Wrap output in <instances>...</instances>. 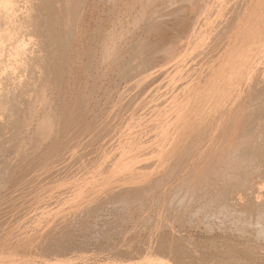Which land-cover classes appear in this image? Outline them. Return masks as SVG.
Segmentation results:
<instances>
[{"label": "bare ground", "instance_id": "6f19581e", "mask_svg": "<svg viewBox=\"0 0 264 264\" xmlns=\"http://www.w3.org/2000/svg\"><path fill=\"white\" fill-rule=\"evenodd\" d=\"M253 1L0 0V187H8L10 190L14 188L21 190L19 186L22 183L29 185L32 182H41L44 179H49V177L53 179L58 173L66 172L64 170L69 169L70 162H72L71 159L77 152L84 150V148L88 149V146L94 147V144L91 145L93 136L89 131L93 130L92 132H96L100 127L95 128L97 124L92 120L94 116H91L92 108L91 104L88 103L90 94L93 97V89H90L87 84L90 78L106 79L113 73L123 81H131L130 83L136 84L142 80H148L152 75L158 76L159 73H166L169 69L174 70L175 74L181 72L184 68L187 69L186 72L193 70V72L189 73L190 80L188 79L189 81L187 85L185 84L186 87L183 91V94H187L185 102L180 104L183 98L181 100L178 98L180 100L178 105L177 102L171 101L174 107L178 106V109L166 124L165 131L171 125H176L177 122L182 120L184 113L191 104L193 95L197 92L198 85L207 78L208 80L210 79L211 89H209L213 96L215 95L216 87H219L222 88L221 92H218L222 99L226 98V94L230 91L227 105L234 102L229 108L225 105L226 108L222 112L225 116L222 117L223 114H221V120L215 119L217 121L216 127L214 126L215 122H213L212 127L216 128V132L212 131L215 128L209 130L207 125L208 128H198L190 135L189 140L185 142L181 150H168L169 145L165 150H161L159 147L157 150L155 149L157 159L139 167L142 170L151 169L148 173V180L145 183L141 182L135 186H128L125 189L121 188V190L114 192L109 191L106 197H101L94 201L91 196L97 188L99 190L100 186L104 184V181H102L100 184L95 185L96 187H91L87 190L89 194L84 201H79L75 204L71 203L72 206L69 205V208L72 209L81 207L74 210L75 213L74 215L72 214L73 217L71 219H69V216L72 212H69L70 215L68 216H56L57 218L55 217L56 219L52 220L47 217L44 220L45 224L41 225L42 222L41 224L39 222L38 228L32 226L35 230L27 231L28 233L24 237L18 236L20 237L19 242H21L20 244L18 243L21 246V248L19 247L20 250L35 246L40 251L57 252L56 254L58 255L60 252L66 253L65 251L69 252V250H74L76 247L86 246L90 242L99 244L102 240L99 236L100 233H96L97 235L94 236L95 233L91 231L92 224H96L97 222L95 223V221L100 220L99 217H95V211L100 213L101 209L107 206H109L107 209L111 207L115 211L119 210L118 208L116 209L117 206L115 207L116 201L119 200L118 202H122V204L131 208L130 213L132 215L137 213L141 220L143 211L146 210L144 208L153 211L154 208L150 206L147 200L150 201L151 199L149 198L155 197L157 198L156 201L159 202V208L156 206L159 210L155 209L156 212L152 213L153 216L155 214L154 217L156 219L152 218V215L147 216L148 221L149 217L155 221L151 220L150 235H146L148 238L146 237L147 240L145 238V243L142 242L144 243L142 249L144 248L146 258L137 261L122 259L124 261L120 260L122 261L121 264L255 263L254 261L251 262V259H246L247 262H244L245 259L244 261L241 258V260L237 259L236 254L238 253L234 251L236 249H233L232 245L230 247V244H227L228 248L225 249L223 245L222 247L219 246L223 242L220 244L216 242H213L214 244L210 243V246L216 247L214 253L215 256H218L216 259H201L197 253V255L194 254L192 250L190 252L188 250L190 248L184 247L186 244L189 245L191 240L186 239L187 242L189 241L187 243L183 239V234H181L183 232L180 230L181 227H185V221L181 222V220H184L183 216L186 217L185 214L192 216V213H195V217L193 216L195 222L193 221L194 223L192 222V224L195 225V228L202 227L201 229L199 228L201 231L203 228L204 232L210 233H214L217 230L224 234H232L242 240L255 236V238H259L264 243V39L256 44L255 49L259 50V52L251 65V69H255L262 63L263 69H260L262 73L259 77H253L252 79L250 74L254 71L243 73L240 67L235 68L236 62L239 61V66L245 62L246 58L243 60L241 57L246 52H243L242 55L238 53L236 58H234L242 43V41H238L239 35L250 18L248 10ZM130 36L133 38L132 42H130ZM95 37H97V46L95 50H92L90 44H93L91 42ZM90 66H95V72H89L88 68L90 69ZM166 67L168 70L164 71ZM226 67H229V72L224 73ZM162 77L166 78V76ZM175 78H169V81H174ZM151 82H146L145 85L151 84ZM121 83L123 82L120 81L119 85ZM102 84L104 85V83ZM174 84L172 83V85ZM127 85L129 86V84ZM142 85L144 86V84ZM132 86H126L127 88L122 90L130 92L129 88L131 90ZM226 86L227 91H224ZM146 90L145 88L144 91ZM131 93L129 94L131 95ZM138 93L136 91V94ZM122 94L124 95V93ZM123 95L116 90H112L109 95L107 94L106 105L101 106L105 107L107 104H113V102L115 104L116 101H119V97ZM199 95L197 94V97L201 98ZM121 99L123 100L124 98L121 97ZM131 102L133 100L131 101L130 99L129 105H131ZM99 103L101 104V102ZM161 103L159 104L161 105ZM131 107H134V105ZM151 107L153 108V106ZM148 109L150 110V108ZM156 109L154 108L152 111L155 112ZM120 110L117 111L118 116ZM104 111L106 112V110ZM150 111L149 113H152ZM108 112L110 113V111ZM112 114L114 116V113ZM117 114L115 111V117ZM120 117H122L121 114ZM99 118L96 121H99ZM104 118H102L103 121ZM123 118H121V121ZM99 122L103 123L102 121ZM185 123L186 120L184 119L182 126ZM105 129L108 128L106 127ZM129 129L127 130L129 131ZM124 130H119V136L126 131ZM163 131L162 133H164ZM113 134L116 135V133ZM113 134L111 136L114 137L115 135ZM147 135L149 136V134ZM157 136L156 138H158ZM113 137H110V139ZM97 138L95 137L94 139ZM103 139L96 140V151L102 150V147L106 146L105 141H102ZM133 139L135 140V138ZM121 143L119 137L118 145L120 146ZM143 144L145 143L143 142ZM129 146L127 142L121 146L122 149L119 154L117 152L118 159H122L132 153L134 149H128ZM135 148V151L139 149ZM96 151L94 154L97 153ZM83 154L85 155V151ZM78 155L77 158H83L80 153ZM161 161H163L162 168L156 170L157 163ZM74 162L76 161L74 160L72 163L74 164ZM126 166H128L127 163L123 161L120 169ZM102 171L105 172L106 170L104 171L103 169ZM51 176L54 177L51 178ZM130 178L132 179L133 177ZM56 179L58 178L56 177ZM35 185L40 186L36 183ZM6 190L9 194L10 191ZM2 191L4 192L5 190L3 189ZM21 193L23 194L24 191ZM145 193L149 194L147 195L148 197ZM2 194L1 192L0 195L3 196ZM22 194L16 196L19 197ZM6 196L8 197V195ZM158 199L161 200L162 205ZM15 203L14 205H17ZM121 208L123 209V207ZM147 212L146 210V215L149 214ZM46 213L48 212L46 211ZM99 213H97L98 216ZM144 216L145 214H143V219ZM164 217L165 219H163ZM1 222L3 224V221ZM174 222L183 223V226L178 224L180 229L176 228ZM26 223H22V226ZM104 223L108 222L105 221ZM144 224L146 225L147 223L144 222ZM48 225H51L50 229L40 239L41 228ZM163 227L168 228V231L161 230ZM139 228L141 229V226ZM199 229L197 230L199 231ZM77 230L82 233L76 235ZM101 232L103 231L101 230ZM213 238H217V236ZM220 239H216V241ZM38 241L39 243L37 244ZM253 241L256 240L253 239ZM181 242L185 243V245L183 243L181 245ZM245 242L248 241L246 240ZM13 243L15 242L13 241ZM254 243L257 246L258 242ZM0 244H2V239H0ZM262 246L264 247V244ZM211 248L209 247L208 250ZM248 248V250L245 248L242 254L247 255L248 258L254 255L264 259V248L257 251H254L256 247L253 250L250 247ZM155 250L157 252L161 251V254L162 252L171 253L172 259H161V257L159 259H151L154 255L151 257L148 255L152 251L155 253ZM63 253L61 255H65ZM232 254L236 255L235 259L231 256ZM197 256L200 259H197ZM60 261L59 264H61ZM63 261L69 262L68 260ZM0 264H14V262L5 263L0 260Z\"/></svg>", "mask_w": 264, "mask_h": 264}, {"label": "rangeland", "instance_id": "374dc122", "mask_svg": "<svg viewBox=\"0 0 264 264\" xmlns=\"http://www.w3.org/2000/svg\"><path fill=\"white\" fill-rule=\"evenodd\" d=\"M248 13L250 14L249 15L250 18L247 21V23L245 24V27L242 30V33L239 35L238 41H242V43H241V45H240L237 53H235V57L234 58H236V56H237L238 53L242 55L243 52H246L241 57V58H243V60L246 58L245 62L243 64H241L240 66H239V61L236 62V67L235 68L240 67V69L243 70L242 71L243 73L250 72L251 70L254 71L253 72L254 74L252 72L250 74L251 77H252V79H253V77L254 78L259 77L261 75V73H262L261 70L263 69L262 68V65H261L262 63H260V65L257 68H255V69L254 68L251 69L252 68L251 65L253 63V60L256 58V56H258V52H259V50H256L255 49V46H256V44L258 42H260V41H262L264 39V0H254L253 3L251 4V6L249 7ZM96 38L97 37L93 38V40L91 42L93 44H90V48L92 50H95L96 49V46H97ZM129 39H130V42H132V39L133 38L131 36L129 37ZM189 63H188V65L190 66ZM94 67L95 66H90V69L88 68V70H90L89 71L90 73L95 72ZM184 69L181 70V72L175 74V71L174 70H170L169 69L170 70L169 71L167 69V67H166V69L164 71L168 70V72H166V73L164 72L163 74H160L159 73L158 76L157 75H152V76H150L148 78V80H142L140 83H136V84L130 83L131 81L130 82L129 81H123L122 79H120L117 76H115V74H113V73L111 75H109L106 79L105 78H94V79L90 78L89 79L90 82L88 81L87 84H88V86H89L90 89H93L92 90L93 97H91V94H90L89 102L88 103L91 104V108H92V110H91L92 111V115L91 116H94V117H92L93 119L92 118H90V119H92L94 121V123L97 124V126L95 125V128L96 129L100 127L101 129H104V130H101L100 128L97 129L96 132L95 131L92 132L93 130L92 131L90 130L89 132L93 136V138H92L93 139V141H92L93 143L91 145L94 144V147L93 146H88V149H85L84 148V150L77 152L76 155L73 156V158L71 159L72 162L74 160L76 162H74V164L72 162H70V166L68 167L69 169L64 170L66 172H61L62 174L61 173H58V175H56V176L54 175L55 178H53L54 176L53 177L51 176V178H53L54 180L53 179H50V177H49L50 180L49 179H44L41 182L40 181L32 182L33 183V186H32V183H30L31 186H30V184L27 185L26 183H22L24 185H22V184H20V186L18 185L19 188H21L22 191L21 190H18V188H14V189L10 190L8 187L7 188H4V186L3 187H0V189L2 188L0 190V193L2 192L3 193L2 195L5 196V197H3V196L0 195L1 197H3L2 199L0 197V201L2 200L0 202V205H2V206H0V211H1L0 212L1 213L0 214V218L2 217V219H0V239H2V244H0V260L1 261L5 262V263H7V262L8 263L14 262V264H17V263L18 264L19 263L20 264H50V262H51V264H52V262H53V264H56V263L59 264V261L62 259L60 261L61 264H67V263H70V264H121V262L124 261V260H130V259H132L131 261H137V260H141V259H145L146 258V255H145L146 253L144 252V248L142 249V246L144 245V243L146 242V240L148 238L146 235H150L149 229L151 228V224H152L151 223V220L153 222L155 221L152 218H155L156 219V217H154L155 214L153 216L152 213H155L156 210H159L158 209L159 208L158 207L159 202L156 201L157 198H155V197L149 198V199H151L150 200L151 203H150V201L147 200V202L150 204V206L152 208H154L153 211L151 209L148 210V208H144V209H146L149 212V214L146 215V210H144L143 211L144 213L143 212L142 213L145 214L146 218L144 216V219H143V214L141 213L142 214V217H141L142 219L141 220H140L138 214L135 211L134 212L137 214V216H136V214L135 215H132V213H130L131 212V208H129L128 206L122 204V202H118L119 200L116 201V204H115V207L117 206L116 209L117 208L119 209V210H116L117 213H116L115 209H113L111 207L109 209H107V207H109V206L104 207L103 209H101V211L98 209V211H100V213L95 211V217L96 216H97V218L99 217L100 220L102 218V220H101L102 222L100 220L95 221V223L96 222L97 223L96 224H92L91 231L95 233L94 236L97 235L96 233H98V234L100 233L99 236L101 237L102 240L100 241L101 243H99V244L98 243L93 244L95 242H90L86 246L84 245L82 247H76V248H74V250L73 249L72 250H69V252L68 251H65L66 253L60 252L59 253L60 255L59 254L57 255L56 254L57 252L49 253V252H44L42 250L40 251L39 248H36L35 246H32V247H30L28 249L22 248L20 250L21 246H19L18 243L19 244L21 243V242H19L20 241L19 240L20 237H24L29 231L35 230V228H38L37 225L41 224V222H42L41 225H43V223L45 222L44 220H46L47 217L52 220V219H56L57 217H61L62 215L68 216L72 212L71 215L69 216L70 217L69 219H71L73 217L74 213H75L74 210L80 209L81 207H77V208L75 207L74 209H72V208H69V205L72 206L71 203H74L75 204L76 202L84 201L86 199V196H88V194H89V193H87V190L90 189L91 187L92 188L96 187L95 185L100 184L102 181H104L103 182L104 184L102 186H100V189L99 190L97 188L96 191L91 196L92 197V200H94V201H97V199H100L101 197H106L108 195L109 191H113L114 192V191L119 190V189L121 190V188L125 189L128 186L129 187L135 186L137 184H140L141 182L145 183L148 180V173L151 171V169H144V170H142V169H139V167H141L142 165L143 166L144 165H147V164H149V163H151V162H153L154 160L157 159V157H156L157 155L155 153V149L157 150L158 147H159V148H161V150H165L168 147V145H169V147L167 148L168 150H170V149H174L175 151L181 150L183 148L185 142L189 140L190 135H192L198 128H201V127L202 128L203 127H207L208 128V126H209V130L210 129L212 130L213 128L216 127L217 121H215V119H217V120L220 119L221 120V118L223 116H225V114L222 113L223 110L226 108L225 105L229 108V107H231L234 104V102H232L231 104L227 105L228 102H229L228 99L230 98V96H229L230 95V91H228V93L226 94L227 97L224 98V99H222L219 96V93L221 92L222 88H219V87H216V89L214 91V94L215 95L213 96V93L210 91V89H211L210 88L211 87L210 86V79L208 80V78H207L205 81H201L200 80L201 82H200V84L197 87V90H196L197 92L193 95L192 100H191V104L189 105L188 109L184 113V116L182 117V120H180L179 122H177L176 125H171L167 131L164 130V128L166 127V124L169 121V119L174 115L175 112H177V109H178V106L177 105L180 102V100L183 98L182 101H181V103H180V104H182V102L183 103L185 102V99L187 97V94L186 93L183 94L184 93L183 91L185 90V87L187 85V82L190 80L189 79L190 78V76H189L190 74L189 73L193 72V70L186 72L187 69H185V71H184ZM228 70H229V67H226L224 73L229 72ZM257 70H259V71H257ZM182 71L185 72V73H183ZM166 74L169 76L170 79L172 77L173 78L176 77L175 80L174 81L173 80L172 81H169V78H168V76ZM160 76H161V78H160ZM162 76H166V78H164ZM116 78H118V79L116 80ZM114 79H115V81H114ZM184 80H185V82H184ZM120 81H122L123 83H121L119 85V82ZM145 81L146 82H149V81L150 82L151 81L153 82L154 81V82L153 83L151 82V84H146L145 85V83H146ZM157 81H159V82H157ZM195 81H197V80H195ZM124 82H125V85H124ZM161 82L162 83L165 82V83L162 84ZM171 82L173 84L174 83L175 84L172 85ZM102 83H104V85ZM126 83L129 84V86ZM160 83H161V85H160ZM181 83H182V85H180ZM132 84H133L134 88H133ZM137 84H138V86L136 87ZM142 84H144L145 88L147 89L146 91H144L145 88H143L144 86ZM169 84H171L172 86L170 85V87H168ZM104 86H106V87H104ZM122 86H124V87L122 88ZM126 86L127 87L132 86L131 87V90L129 88V91L130 92H128V90L124 91L127 88ZM177 86L180 87V88H178ZM161 87H162V89H161ZM110 88H112V89L110 90ZM177 88H178V90H177ZM122 89H124V90H122ZM112 90L113 91L116 90L121 95H123L122 93H124V95L119 97L120 98V99H118L120 101V102L118 101L119 103L116 101L117 103L115 102V104H114V102H113V104H110L111 106L109 104H107V106L102 107L105 104V101H106L105 99H107V94L109 95V92L111 93ZM171 90H172V92H171ZM174 90H175V92H174ZM136 91H137V93L139 91L138 94H140V95L136 94ZM148 91H149V93H148ZM155 91H156V93H155ZM224 91H227V86L225 87ZM105 92H107V93H105ZM143 92H144V94H143ZM153 92H154V94H153ZM169 92H170V94H169ZM129 93H131V95ZM199 93H200V95H199ZM127 94H129V95L127 96ZM148 94H150V95H148ZM197 94L199 96H201V98L200 97H197ZM124 96H127V97H124ZM157 96H158V98H156ZM121 97H123L124 99L122 100ZM198 98H199V100H198ZM130 99H131V101L133 100V102L135 101L134 103L131 102V105H129L130 104ZM167 99H168V101H167ZM103 100H104V102H103ZM156 100H158V101H156ZM122 101H123V103H122ZM171 101H174V103L177 102V105L174 107L173 106V102H171ZM99 102H101V104ZM156 102H158V103H156ZM161 102H164V103H161ZM159 103H161V105ZM132 104L134 105V107H131V106H133ZM97 105H98V107H97ZM118 105H119V107H118ZM156 105H157V109H156ZM121 106H123V108H121ZM151 106H153V108ZM167 106H168V108H167ZM129 107H130L131 110L129 109ZM164 107H166V108H164ZM148 108H150L151 111ZM154 108L156 109L155 112L152 111V109L154 110ZM128 109H129V111L127 112ZM104 110H106V112ZM107 110L110 111V113ZM119 110H120V112H118L119 113V116H118L117 111H119ZM159 110H160V113H159ZM115 111H116V114H117L116 117H115ZM136 111L138 112L137 114H136ZM149 111L152 112V113H154L153 114L154 117L152 116V113H149ZM112 113H114V116H113ZM166 113H168V114H166ZM107 114L109 115V117H107L108 116ZM110 114H112V115H110ZM120 114L122 115V117H120ZM221 114H223L222 117H221ZM97 115H98V117H97ZM101 115H102V117H101ZM104 115H106V116H104ZM99 117H101V118H99ZM215 117H217V118H215ZM218 117H220V118H218ZM97 118H99V121H102L103 123H100L99 121H96V120H98ZM102 118H104V121H103ZM121 118H123L122 121H121ZM138 119H139V121H138ZM184 119L186 120V123L182 126V121H184ZM140 121H141V123H140ZM98 122H99V124H98ZM105 122H107L109 124L106 125L107 123L105 124ZM143 122H145V123H143ZM208 122H210V123H208ZM213 122H215V124H214L215 127H212L213 126L212 125ZM206 123H208V124H206ZM100 124L101 125L103 124L102 126H104L105 128L107 127L108 129H105ZM110 124H111V127H110ZM116 126H118V127H116ZM134 126H135V128H134ZM124 127H125V130L127 131V134L128 135L126 134V131L124 130ZM129 127H130V129H129ZM118 128H120L119 129L120 131H121V129L124 130L125 132L124 131L123 132L125 134L122 133V135L119 136V133L120 132H119ZM127 129H129V131ZM98 130H99V132H98ZM162 131L164 133H162ZM212 131L216 132V128L214 130H212ZM95 133H96V135H95ZM113 133H116V135L113 134ZM103 134H106V135H103ZM112 134L115 135V136L114 137L111 136ZM147 134H149V136ZM155 134L158 135V136L156 135L158 138H156ZM152 135H153L154 138L152 137ZM104 136H106V137H104ZM145 136H148L149 138L148 137H145ZM87 137H89V136H87ZM95 137L96 138L98 137V138L97 139H94ZM110 137H113V138L110 139ZM119 137H120L121 142H122L120 144V146L118 145V139H119ZM102 138H104L102 141H105V143H106L105 145L106 146L102 147L103 148L102 150L99 149L98 151H96L97 150L96 149V145H97L96 140H101ZM133 138H135V140ZM126 142L128 143V146H129V143L131 144L128 147V149H134V150L132 151V153H129L128 156L126 155L122 159H120V158L118 159V154H119V152L122 149L121 146L124 143L126 144ZM143 142L145 144H143ZM141 145H142V147H141ZM135 147H137L139 149L137 151H135V149H136ZM119 148H120V150H118ZM111 149H112V151H111ZM94 150L98 154L97 153L94 154V152H95ZM84 151H85V155L83 154L84 155L83 156L82 153H84ZM117 152H118V154H117ZM79 153H80V155H82V157L84 159L83 158H80V159L77 158V156H79L78 155ZM149 154H151V155H149ZM75 158H77V159H75ZM85 160H86V162H85ZM98 160H99V162H98ZM108 161H110V162H108ZM123 161H124V163H127L128 166H126L125 168L120 169V166L122 165ZM106 162H107V165H106ZM162 162L163 161L157 163L156 170H160L162 168L161 167L162 164H163ZM112 163H113V165H112ZM142 163H144V164H142ZM89 165H91V166H89ZM103 169H104V171L105 170L106 171L103 172L102 171ZM56 177L58 179H56ZM130 177H133V178L131 179ZM100 178H102V179H100ZM35 183L36 184H39L40 186H38V185H35L34 186ZM26 186H27V188H26ZM3 189L5 190L4 192H6L5 195H4V192L2 191ZM6 189H8L11 193L9 192V194H8V192H7ZM23 191H24V193L22 194L21 192H23ZM18 194H22V195H19V197H17L16 195H18ZM145 194H146V196L149 195L148 193H145ZM6 195H8L9 198ZM13 196L15 197V199H14ZM10 197H11V199H10ZM69 198L72 199V200H70ZM11 200H12L13 203L11 202ZM67 200H69V201H67ZM158 200L160 201V204L162 205L161 200L160 199H158ZM3 201H4V203H3ZM5 201H7V202H5ZM15 202H17V203H15ZM156 202H157V204H156ZM183 202H181V203H183ZM14 203L17 204V205H14ZM153 203L156 204V205H154ZM67 204H68V206L66 207ZM152 204H153V206H152ZM62 207H64V208H62ZM121 207H123V209ZM111 209H113V210H111ZM120 210H121V212H120ZM46 211L48 213H46ZM102 211H104V212H102ZM97 213H99V216L97 215ZM148 215L149 216L152 215L151 216L152 218L149 217V221H148V217H147ZM194 215H195V213H192V216H190V215L188 216V214H185L186 217L183 216V219L184 220H181V222H184L185 221V224H184L185 227H181V229L178 227V224L180 222H174V224L176 225L175 227L176 228H179L183 232V233H181L184 236L183 239L185 241H186V239L189 240V241L191 240L190 243H189L190 246L188 244H186V246H184V247L190 248V249H188V250H190V252L192 250V252L194 254L197 253L198 256L201 257V259H216L218 257V256H215L214 255L216 247H214L213 245L210 246V243L212 242V244H214L216 242L217 244L218 243L220 244L221 242H223L219 246L222 247V245H223L224 249L225 248H228L227 247L228 246L227 244H230L229 245L230 247L232 245V248L233 249L234 248L236 249L234 251L236 253H238V254H236L235 252H233V253L236 254L237 256L234 255V254L231 255L234 259H235V256H236V257H238L237 259H240L241 258V259H243V261L245 259L244 262H247L248 259H251V262L252 261L255 262L254 264H262V263L264 264V262H263L264 259L263 258L255 257L254 255H251V257L255 258V259H253L251 257L248 258V256L245 255L244 253L242 254V252H244L243 250L245 248H246V250L249 249L248 247H250L251 250H253L256 247L254 249V251H257L259 249L264 248L262 246V244H264V243L262 241H260L259 238H258L259 240L257 238H255V236L253 238L252 237L251 238L250 237L249 238H244L243 240H245V241L247 240L248 241V242H245L241 238H238L236 236H233L232 234H229V233L224 234L223 232H219V231L215 230L214 233H216V234H214L213 232H212L213 233L212 234L210 232H206V231L204 232L203 231L204 228L201 231L200 229L202 227H196L197 229L200 228L199 231H201L202 232L201 233V232H199L195 228V225L192 224V222L194 221L193 218L195 217ZM37 217L39 218V220H38ZM104 218H107V219H104ZM3 219L5 220V222H4ZM163 219H165V217ZM213 219H215V218H213ZM144 220H146V221H144ZM1 221H3V224H2ZM105 221L108 222V223H104ZM115 221H116V223H115ZM141 221L143 222V224H142ZM147 221L150 222V223L148 224ZM188 221H189V223L190 222L191 223L189 224ZM25 222H27V223L22 226V223H25ZM144 222H146L147 224L145 225ZM140 223H141V225H140ZM97 224H99V225H97ZM181 224L183 226V223H181ZM181 224H179V226H181ZM51 225L43 226L41 228V231H40V239L43 237L44 233H47L48 232V230L50 229ZM190 225H191V228H190ZM32 226L35 227V228L33 229ZM93 226H94V228H93ZM139 226H141V229L139 228ZM142 226H144V227H142ZM192 227H194V228H192ZM134 228H136V229H134ZM93 229H94V231H93ZM167 229L168 228L163 227L161 230H164L166 232V231H168ZM18 230H19V232H18ZM101 230L103 232H101ZM117 231H119V232H117ZM127 231L130 232V233H128ZM124 232L127 233V234H129V235L127 236V234H125ZM148 232H149V234H148ZM161 232H163V231H161ZM81 233H80L79 230H77L76 235H80ZM214 235H216L217 238H213V237H216ZM226 235H227V237H226ZM18 236H20V237H18ZM102 236L107 241H105ZM105 236H106V238H105ZM138 237H140V238H138ZM185 237H187V238H185ZM122 238H124L126 241L124 239H122ZM145 238H146V240H145ZM194 238H195V240H194ZM204 238L205 239L207 238L206 241H205ZM208 239L210 240V242H209ZM216 239H220V240H217L216 241ZM253 239L256 240V241H253ZM110 240H112V241H110ZM13 241L15 243H13ZM39 241L37 242V244L39 243ZM10 242H12V243H10ZM142 242H144V243H142ZM195 242H196L197 245L195 244ZM225 242H226V244H224ZM244 242H245V244H244ZM252 242L253 243L254 242H256V243L258 242L257 243V246H256L255 243H254L255 244L254 245ZM260 242H261V244H260ZM7 243H8V245H6ZM182 243L183 242H181V245H182ZM191 243H194V244H191ZM183 244L185 245V243H183ZM14 245H15V247H14ZM94 245H95L96 248L94 247ZM224 245L225 246L227 245V246L225 247ZM193 246H195V247H193ZM138 247H141V248H138ZM209 247L210 248L212 247V248L208 250ZM17 249H18V251H17ZM141 249H142L143 252L141 251ZM8 250H10L11 252L8 251ZM34 250H36V251H34ZM160 252L159 251L158 252L156 251L154 253V251H152L148 256L151 257L152 255H154V256H152L151 259H159L160 257H161V259H172V257H171L172 254L171 253L168 254V252H162V254H161ZM4 253H6V254H4ZM62 253L65 254V255H61ZM86 257H88V258H86ZM199 257L197 259H200ZM122 259H124V260H122ZM260 259L261 260L263 259V260L261 261ZM63 260H68L69 262H64ZM120 260H122V261H120ZM56 261H58V262H56ZM258 261H259V263H258ZM54 262H56V263H54Z\"/></svg>", "mask_w": 264, "mask_h": 264}]
</instances>
